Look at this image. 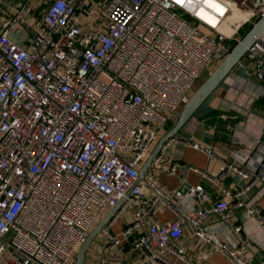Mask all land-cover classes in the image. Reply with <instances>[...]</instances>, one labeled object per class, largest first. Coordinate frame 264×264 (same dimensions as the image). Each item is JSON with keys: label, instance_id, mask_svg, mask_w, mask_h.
<instances>
[{"label": "built area", "instance_id": "2783aa9c", "mask_svg": "<svg viewBox=\"0 0 264 264\" xmlns=\"http://www.w3.org/2000/svg\"><path fill=\"white\" fill-rule=\"evenodd\" d=\"M250 1L24 0L0 15V264H76L100 216L123 198L98 236L116 264H194L179 245L187 227L231 264H251L242 223L230 226L237 244L223 227L237 210L264 222L243 199L260 185L264 193L261 138L222 161L217 179L187 167L219 186V198L201 184L182 192L157 181L183 167L167 156L171 146L215 157L192 136L171 137L136 184L202 75L229 54L226 42L264 15V0ZM37 9L40 19L29 16ZM20 28L33 31L22 43L10 37ZM246 60L230 106L250 114L264 95V33ZM229 173L235 190L222 186ZM165 211L175 218L159 220Z\"/></svg>", "mask_w": 264, "mask_h": 264}, {"label": "crops", "instance_id": "0c3cea01", "mask_svg": "<svg viewBox=\"0 0 264 264\" xmlns=\"http://www.w3.org/2000/svg\"><path fill=\"white\" fill-rule=\"evenodd\" d=\"M236 1L242 4L245 0ZM254 3L257 4L258 0L247 2L248 5ZM23 4L24 0H0V15L9 16V14L21 8ZM31 12L34 18H41V10L30 11L29 16ZM31 34H33V31L20 28L16 32L11 33L10 37L16 42L22 43ZM243 64L238 65L233 70L180 134L182 136H192L199 144L213 148L215 157L209 159L204 154L182 145L171 146L167 150V156L180 162L183 167L172 177H167L164 174L159 175L157 181L162 187L169 191L180 189L182 192H186L189 187L201 184L209 194L219 198V186L212 184L210 180L203 178L202 175L187 170V167H198L206 172L209 177L217 179L221 162L231 161L234 150H239L243 146H247L246 143L254 142L259 138L262 139L264 144V95L254 102L249 111L250 114H245L243 111L247 105L241 106L239 104L241 110L233 109L231 111L230 103H228V100L230 102V96L236 98L239 94L235 82L238 80L243 81L241 77H245L247 60ZM258 79L256 81L264 87V80L260 79L259 76ZM239 184L240 182L235 173H229L224 177L222 186L235 190ZM243 199L258 206L264 216V193L261 185L258 188H254ZM205 206L208 207L209 204ZM174 218L175 215L170 211H165L163 214L158 215V219L161 221H169ZM217 220L215 216H212L209 224H213ZM235 222H241L244 228V234L247 239V250L245 253L247 259L251 264H260L264 261V222L256 214L246 216L244 210H237L235 215L223 227L226 234L225 237H228L232 243L236 244L238 243V238L230 229V226ZM220 234L223 238L224 235ZM103 239V237H98L93 242L85 264H116L109 258L102 247ZM179 245L185 249L186 256L194 264H231L222 253L217 252L215 245L196 237L189 227L185 228L184 236L179 241ZM175 264L187 263L176 260Z\"/></svg>", "mask_w": 264, "mask_h": 264}, {"label": "water", "instance_id": "95a60500", "mask_svg": "<svg viewBox=\"0 0 264 264\" xmlns=\"http://www.w3.org/2000/svg\"><path fill=\"white\" fill-rule=\"evenodd\" d=\"M264 33V15L260 17L253 26H251L242 36L241 40L230 50L229 54L219 63V65L209 74L208 78L202 82L198 89L194 92L189 103L183 107L178 117L172 124L163 132L155 146L151 150L148 158L144 162L138 174V181L136 184L145 180L151 165L155 158L160 153L163 145L173 136L180 135L183 128L196 116L204 103L214 94L226 78L233 72V70L245 58L247 51L253 43ZM260 79L264 80V67L259 72ZM131 191L127 193L130 194ZM125 198L112 208L106 215L97 223L91 231L86 242L81 246L76 264H85L87 254L93 244L98 238L101 231L105 228L108 222L113 218L116 212L124 203Z\"/></svg>", "mask_w": 264, "mask_h": 264}, {"label": "trees", "instance_id": "16d2710c", "mask_svg": "<svg viewBox=\"0 0 264 264\" xmlns=\"http://www.w3.org/2000/svg\"><path fill=\"white\" fill-rule=\"evenodd\" d=\"M40 15V14H39ZM42 15V14H41ZM41 15H40V17H41ZM249 29V26H247V27H245L244 28V30L242 31V36L244 35V33L247 31ZM241 36V37H242ZM237 44V42H234V41H227L226 42V45L228 46V47H230V50H232L234 47H235V45ZM208 76H209V73L208 72H206V73H204L203 75H202V77H201V79H200V81L202 80V82L203 81H205L207 78H208ZM264 99V98H263ZM172 123H170L169 125H168V127L171 125Z\"/></svg>", "mask_w": 264, "mask_h": 264}, {"label": "rangeland", "instance_id": "374dc122", "mask_svg": "<svg viewBox=\"0 0 264 264\" xmlns=\"http://www.w3.org/2000/svg\"><path fill=\"white\" fill-rule=\"evenodd\" d=\"M94 1H96V2H98L99 4H101L102 2H104L105 0H94ZM256 1V0H255ZM221 62V61H220ZM219 62V63H220ZM218 63V64H219ZM218 65H216L215 67H214V69L217 67ZM202 84V80L201 81H199L198 82V84L195 86V89H194V92L198 89V87L200 86ZM230 99V98H229ZM231 100H234V99H231ZM229 101V100H228ZM231 103H232V101H230V105H231ZM231 111H233V109L231 108ZM105 214H106V212H105ZM105 214H102L101 216H100V220L105 216Z\"/></svg>", "mask_w": 264, "mask_h": 264}]
</instances>
